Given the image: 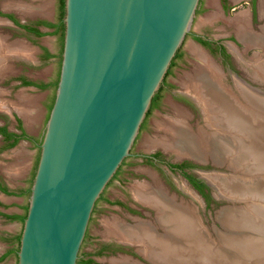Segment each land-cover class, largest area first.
<instances>
[{"label":"water","instance_id":"obj_1","mask_svg":"<svg viewBox=\"0 0 264 264\" xmlns=\"http://www.w3.org/2000/svg\"><path fill=\"white\" fill-rule=\"evenodd\" d=\"M199 4L64 0L58 79L29 187L16 264H77L95 203L129 156ZM0 26L12 27L3 17ZM220 197L226 202L241 198ZM225 210H219L218 223Z\"/></svg>","mask_w":264,"mask_h":264},{"label":"rangeland","instance_id":"obj_2","mask_svg":"<svg viewBox=\"0 0 264 264\" xmlns=\"http://www.w3.org/2000/svg\"><path fill=\"white\" fill-rule=\"evenodd\" d=\"M19 2H21V5H18ZM17 8L19 10H17ZM0 9L7 11L17 10L19 14L15 12V15L19 17L20 21L25 22H28L31 18L37 17L55 21L57 15L56 0H0ZM239 13H246L250 28L252 27L251 30L253 29L252 31L254 33H261V27L264 25V0H256L255 13L253 15L250 2L247 0L235 2L234 0H226L225 7H222L221 0H200L190 33L186 35L179 49V56L175 59L166 77V81L170 84V88L162 92L161 103L158 107L151 110L135 142L133 153H147L162 150L165 154H169L171 160L180 161L183 159H190L196 163H200L202 166L200 168L201 177H205L204 174L208 173H215L216 175L220 173L218 175L222 174V176H229L228 174L231 173L230 176H232L234 169L233 171L229 169L228 164L223 163L217 167L213 165L210 159L206 160V163L201 164L200 161L189 157H177L174 152L165 150L161 145H158L157 142L164 138H170V134L166 131V128L179 118H183L192 129L204 125L200 109L195 103L194 97H192L193 93L186 88L187 83L190 84L194 81L195 73L200 65L198 62L200 56L195 54L197 53L196 49H199L198 53L204 54L206 58L208 57L207 59L211 63L213 62L214 65H218L217 67L218 69L220 68L219 71L223 76L222 79L226 86L234 89L235 82L239 81L244 84V87L248 88L251 94L252 92L253 94L256 92V95L264 97V80L253 75L255 72L253 68L256 65H260L264 68V49L257 45L246 46L235 36V29L228 24V20L231 21V19ZM194 35L207 37L210 40H219L227 51L226 66L229 65L232 69H226L228 67H225L221 62V57L215 53V50L210 51L203 47L194 40ZM0 36L1 38L6 37V40L3 39L2 41L4 47L14 43H20L21 46L23 45V49H20L21 51L17 49L15 52L9 51L8 54L4 51L9 57L3 58V63L0 65V126L6 125L10 131H15L17 121L19 120L30 137L40 140L47 120L48 109L54 93V88L40 90L32 86H24L22 80L48 84L57 79L59 69L58 55L61 50L59 35H45L41 38H35L19 28L0 26ZM42 47L56 54V58L43 60L42 55L44 52ZM178 92L188 97L196 106L194 107L191 104L189 105L181 100H177L174 94ZM170 121L172 123H170ZM167 135L169 136L167 137ZM3 146V139L0 138V173L3 182L10 190L19 191L28 189L35 168L38 149L26 140H21L11 149L4 150L2 149ZM130 161L139 162L140 160L131 159ZM141 168L144 167L142 165L133 166V170L126 175L127 178L123 180L121 187L111 184L105 190L104 196L111 201L121 199L124 203L132 206L134 205V201L137 200V198H135L136 188L149 182L157 184L159 187L161 181L155 179V175ZM259 177H261V174ZM149 178H151V180ZM241 179L246 180L249 184H252V182H254L253 180H255L252 179V177L245 176ZM175 186L179 190L178 193L169 191L170 193H168V195L171 197L173 193L175 194L174 200L176 202H184L187 207L194 206L197 215L201 218L200 221L203 227H206L205 229L209 233L204 231L206 235L204 243L206 244L208 242L215 244L216 242H214V240L216 239V234H220L224 230L223 225L216 220V216L221 208L226 207L228 211L243 209V212L244 210L249 212V214L246 211L244 212L247 216L244 215L246 223L243 233H250L253 231L254 222L260 219V210L264 211V204L262 201L250 200L254 195H247V198H238L236 202H226L221 199L216 191L210 188L209 195L199 196L189 190L188 186L181 180L175 181ZM27 198L28 195L22 196L18 203L27 206ZM18 203L13 202L12 198L3 200V202L0 201V211L12 213L16 209ZM254 204H256V207L260 206V210L254 207ZM144 213H146V216L141 218L138 217L137 220H142L145 223L150 222L155 225V214H149L146 211H144ZM252 213L254 215H252ZM135 218H137V216L130 215L125 209L114 203L108 204L103 200L98 201L88 225L86 237L81 246L79 255L83 253L90 254L93 264H110L111 260L120 259L119 256L123 253H119L116 249L112 250V248L116 246L118 240L115 238L113 239L110 235L108 236L105 225L102 223L114 224L116 222L118 226H133L137 224L134 221ZM249 218H251L252 221ZM21 227L20 221L10 224L6 218L0 216V255H3L11 245L15 244L16 246V242H10V239H12L11 236L20 234ZM156 231L160 236L163 234V230L159 227L156 228ZM219 246L220 245L217 244L216 247ZM103 247H106V249H103ZM216 250L219 253H225L218 250V248ZM259 251L260 250L257 249L255 250V252ZM259 255L258 253H253L251 256L245 257L244 260L234 259L238 263H233L256 264L255 259L259 257ZM16 262V255L10 254L1 261L0 264H16ZM78 264H82V262L79 261ZM143 264L148 263L143 262Z\"/></svg>","mask_w":264,"mask_h":264},{"label":"bare ground","instance_id":"obj_3","mask_svg":"<svg viewBox=\"0 0 264 264\" xmlns=\"http://www.w3.org/2000/svg\"><path fill=\"white\" fill-rule=\"evenodd\" d=\"M228 21L234 27L235 36L240 42L264 49V25L261 33H254L246 13H239ZM3 45L0 37V64L4 51L9 53L23 49L20 43H14L11 47ZM196 50L195 54L200 56V65L195 70V76L193 75L194 81L190 83L192 78L189 79L190 84L187 83L186 88L193 93L192 97L200 109L204 125L193 130L183 118L177 121L174 119L173 123L171 120L172 124L166 128L170 138L157 140V144L174 152L177 157H189L200 162L210 159L216 165L228 164L229 169H234L232 176L231 173L229 176L212 172L204 174L205 179L214 185L216 193L220 196L254 195L252 199H248L260 200L264 204V97L256 95V92L251 94L239 81L235 82L234 89L226 86L218 65L211 63L204 54L198 53L199 49ZM253 69V75L264 80V68L256 65ZM244 176L255 180L249 184L241 179ZM135 195V198L156 211L155 225L141 222L133 226H118L115 221V225L106 222L102 224L105 225L108 236L121 242L136 244L137 250L153 264H232L238 263L234 259L244 260L253 253L260 254L255 263L264 264V211L259 209L260 206L253 205L260 210V219L254 222L250 233H243L247 216L244 212L247 210L221 212L218 220L224 230L216 234L215 245L212 242L204 243V231L207 230L194 206L187 207L184 202H176L173 196L170 197L161 190L152 191L145 186H139ZM157 227L163 230L161 236L156 231ZM217 244L220 246L216 247ZM217 248L225 253H219ZM256 249L260 251L255 252ZM130 263L123 258L110 261V264Z\"/></svg>","mask_w":264,"mask_h":264},{"label":"flooded vegetation","instance_id":"obj_4","mask_svg":"<svg viewBox=\"0 0 264 264\" xmlns=\"http://www.w3.org/2000/svg\"><path fill=\"white\" fill-rule=\"evenodd\" d=\"M237 1H240V0H237ZM247 1L250 2L251 9H252V15H253L255 13L256 0H247ZM221 3H222V7H225L226 0H221ZM56 6H57V15H56V20H55L56 23L54 25H51L49 23L50 21H48L47 18H43V17L31 18L30 20H28V22H25V21L22 22L19 20V17L15 15V13H13L11 11L3 10V9H0V17L7 19L8 21L12 22L15 26H17L20 29H22V28L19 25H25V26L36 27L39 31H40L39 28L41 26L53 27L56 30V27L59 26L61 23H63L61 20L62 8L60 5V0H56ZM63 11H64V9H63ZM23 31L29 35L34 36L35 38H40V37H37L34 34L28 32L24 29H23ZM58 35L60 38V33H58ZM198 39L201 41H204V43H206V44L202 43ZM194 40L210 51L215 50V53H217L221 57V62L225 65V67H228L226 69H232L231 66H229V65L226 66L227 51L225 49V46L219 40H213V39L210 40L207 37H201V36H196V35H194ZM43 49H46V48H43ZM179 51L177 52L178 55H179ZM43 52H44V50H43ZM176 58H174L172 60L171 65H170V67H169V69H168V71L164 77V80H163L160 88L158 89L157 93L154 95V97L151 101V104H150V107H149L148 112L146 114V117L141 124L139 133L136 136V139H135V141H134V143H133V145L129 151V156L123 160V162L120 164V166L118 167V169L116 170V172L114 173V175L112 176L110 181L107 183L106 187L104 188L103 192L100 194V197L98 198V200L95 203L92 214L94 213L97 202L100 200H103L104 202H106L108 204L114 203V204L122 207L132 216H137V218L134 219V221L136 223H141V222L145 223L142 220H137L138 217L141 218V217L146 216V213H144V211H146L149 214L153 213L156 216L155 210H153L152 208H150L149 206H147L143 202L139 201L138 199L136 201H134V205L130 206V205L124 203V201H122L121 199H116L114 201H111V200H109V198L104 196L105 190L111 184H113L114 186L121 187L123 180L127 178L126 175L129 174L133 170L132 167L136 166V165H142L144 168H141V169L147 171L148 173L155 175L156 176L155 179H159L161 181V183L159 185L160 188L158 187L157 184H153L151 182H149L147 184L145 183L143 185L141 184L142 186H145L152 191H160L161 190L166 195L168 193H170L169 191H174V192L178 193L179 190L175 186V181L181 180V181H183V183H185V185L188 186L189 190H191L194 194L199 195V196L209 195V187H207V185L205 184L204 179H203L205 177L200 176V171H201L200 168L202 167L200 165V163H198V162L196 163L190 159H183L180 161L171 160L169 158V154H165V152H163L162 150L151 151V152H147V153H141V152L133 153V147L135 145V142L137 141V139H138V137H139L144 125H145L146 119L148 118L151 110L159 106V104L161 103V99H162V92L167 91L170 88V84H168V82L166 81V77L169 74V71L172 68ZM54 82H52V83L50 82L48 84H40V83L32 82L33 85H29V86L38 88L40 90H45L47 88H54L53 87ZM22 84H23V80H22ZM41 85H44L45 87L42 88ZM54 91H55V89H54ZM53 96H54V93H53ZM53 96H52V98H53ZM174 96L176 97L177 100H181L182 102L189 104V105L191 104L194 107L196 106V104L193 101H191L185 95H181V93H179V92L177 94H174ZM51 101H52V99H51ZM48 113H49V109H48ZM2 127H5L8 132H12V133L16 134V136L20 137L19 140L17 141V143L15 144V146L21 140H26V141H29L30 143H32L34 145V147L36 149H38V154H39V144H40L41 139L36 140V139L30 137L27 134V132L25 131V129L23 128V126L19 120L17 121L15 131H10L6 125H1L0 128H2ZM0 138L3 139V142H4V146L2 147V149L7 150V149H11V148L15 147V146H13L11 148H8L7 146L12 142V140H6L2 134H0ZM38 154H37L36 163L38 160ZM129 159L130 160L131 159H139L140 161L135 162V161H130ZM36 163H35V168H36ZM35 168L33 170V173H32L31 179H30V184H31V181H32V178L34 175ZM149 179L151 180V178H149ZM4 185L6 186V184L3 182V178H2L1 173H0V186L4 187ZM29 187H28V189H29ZM28 189H26V190H28ZM26 190H23L22 195H27ZM174 196H175V194L172 193L171 197L174 198ZM92 214H91V217H92ZM91 217H90V220H91ZM90 220H89V223H90ZM148 224H153V223L149 222ZM86 233H87V230H86ZM86 233H85V237H86ZM85 237H84V239H85ZM83 243H84V240H83ZM83 243H82V245H83ZM103 249H106V247H103ZM115 249L119 253H123L122 255L120 254L121 256H119V258L120 259L123 258L124 260L127 259V261L129 263L135 262V263L143 264V262H144V263L152 264V263L147 262L145 260L144 255L142 253H140L139 250H137L138 247L136 244L118 241L116 246H114V248H112V250H115ZM79 261H81L82 264H93L92 258L90 256V254H88V253H83L82 255H79V258L77 260V264Z\"/></svg>","mask_w":264,"mask_h":264},{"label":"crops","instance_id":"obj_5","mask_svg":"<svg viewBox=\"0 0 264 264\" xmlns=\"http://www.w3.org/2000/svg\"><path fill=\"white\" fill-rule=\"evenodd\" d=\"M30 1H34V0H30ZM18 5H21V2H19ZM17 10H19V9L17 8ZM17 10L11 11V12H13V13L16 12L17 14H19V12ZM48 21H50L49 23L51 25H54L56 23L55 21H52V20H48ZM8 23L11 24L12 27L18 28L17 26H15L10 21H8ZM39 29H40V32H42L44 34L43 36H45V35H58V33H56L55 28H53V27H44V26H41ZM21 30H23V29H21ZM43 36H40V38L43 37ZM42 48H44V47H42ZM47 51L49 52V54L52 55V58H50V59L56 58V54L51 53V51H49V50H47ZM4 188H6L7 193H4V192L0 191V198H2L3 200H7L9 198H12V201L13 202H17L18 203V201L22 198V196H24V195H22L23 190H19V191L10 190L7 187V185L6 186L4 185ZM2 199H0L1 202H3ZM25 208H27V206L18 203L17 206H16V209L12 213H6V212L4 213L3 211H0V216L6 218V220H8V223L13 224V223H15L17 221H20L19 218L25 216V214H26ZM10 217H13V218H10ZM21 225H22V222H21ZM17 236L16 235L15 236L14 235L11 236L12 239H10V242L15 241L14 239ZM16 247H17V243H16V246H15V244L14 245H11L9 247V249L3 255H0V258L1 257H4L2 260H0V262L3 261L5 258H7L10 255V254H8L9 251L16 249ZM11 254H14V253H11Z\"/></svg>","mask_w":264,"mask_h":264},{"label":"trees","instance_id":"obj_6","mask_svg":"<svg viewBox=\"0 0 264 264\" xmlns=\"http://www.w3.org/2000/svg\"><path fill=\"white\" fill-rule=\"evenodd\" d=\"M60 5H61V8H62V13H61V20L63 19V15H64V0H60ZM22 29L34 34L35 36L37 37H40V36H43L44 34L42 32H40L36 27H31V26H25V25H19ZM56 33H60V47H61V50H62V39H63V23H61L59 26L56 27ZM199 40V39H198ZM201 41V40H199ZM202 43H204V41H201ZM206 44V43H204ZM44 50V54L42 55V59L43 60H49L50 58H52V55L49 54V52L46 50V49H43ZM61 50L59 52V65H60V55H61ZM177 56H179L177 53L175 55L174 58H176ZM58 65V67H59ZM58 72H59V69H58ZM57 79H58V74H57ZM57 79L55 80L54 84H53V87L54 89L56 88V84H57ZM23 85L24 86H29V85H33L32 82H29V81H26V80H23ZM42 88H44L45 86L44 85H41ZM53 99H54V96L52 98V101H51V104L49 105V110L51 109V106H52V103H53ZM0 134H2L6 140H12V142L7 146L8 148H11L13 146H15V144L17 143V141L19 140L20 137L16 136V134L12 133V132H8L7 129L5 127H2L0 128ZM0 191L4 192V193H7V190L6 188L0 186ZM26 194L28 195L29 194V189L26 190ZM27 208H25L26 210ZM10 218H13V217H10ZM16 218V217H15ZM25 218V216L19 218V220L22 222L23 219ZM19 237H20V234L14 239L15 242L17 243V247L16 249L14 250H11L9 251L8 254H11V253H16L17 249H18V242H19ZM4 257H1L0 260H2Z\"/></svg>","mask_w":264,"mask_h":264}]
</instances>
